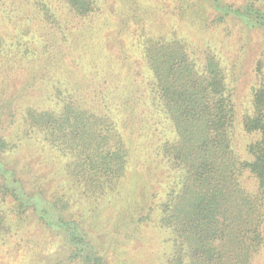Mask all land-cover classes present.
I'll return each instance as SVG.
<instances>
[{
  "label": "rangeland",
  "instance_id": "1",
  "mask_svg": "<svg viewBox=\"0 0 264 264\" xmlns=\"http://www.w3.org/2000/svg\"><path fill=\"white\" fill-rule=\"evenodd\" d=\"M225 1L241 6L253 0ZM94 5L93 13L79 16L64 1L0 0L5 39L0 125L9 126L14 114L21 119L26 105L48 107L67 90L79 89L89 106L101 108L100 115L106 111L130 139L131 157L119 189L100 199L71 195V180L63 171L66 159L57 151L39 138L23 141L19 123L0 136L7 133L8 140L21 142L7 156L22 164L29 185L36 184L52 201L53 195L71 199V217L83 222L89 241L104 250L110 264H162L172 239L157 206L177 187V174L155 152L171 139L172 126L149 104L151 71L142 56L143 42L174 36L188 42L192 57L201 59L207 51L217 55L236 109L234 141L241 147L252 138L242 121L252 113L255 90L264 85V29L238 19L219 21L203 0H94ZM114 98L120 103L107 110ZM243 184L255 188L252 180ZM39 207L47 208L48 216L56 213L45 201ZM25 217L0 245V264H58L67 239L46 228L33 211ZM252 264H264V248Z\"/></svg>",
  "mask_w": 264,
  "mask_h": 264
},
{
  "label": "trees",
  "instance_id": "2",
  "mask_svg": "<svg viewBox=\"0 0 264 264\" xmlns=\"http://www.w3.org/2000/svg\"><path fill=\"white\" fill-rule=\"evenodd\" d=\"M58 1L66 2L75 15L95 11L94 0ZM203 1L215 10L219 21L238 19L254 29H264V0L241 6L225 0ZM4 46L0 33V51ZM191 52L184 38L165 35L146 38L142 48L151 71L149 104L172 126L171 139L155 152L169 160L177 174V187L157 206L159 221L170 230L172 239L162 264H252L264 248V85L255 90L252 113L242 121L244 132L252 138L236 147V109L221 60L211 51L201 59ZM110 101L107 110L121 100ZM53 102L44 108L26 105L22 122L14 114L9 126L0 125V132L19 123L23 141L39 138L65 158L63 171L71 180V195L100 199L117 191L131 157L129 137L106 111L100 115L101 108L89 106L79 89L67 90ZM3 134L0 245L18 227L17 222L33 211L46 228L68 241L58 264H110L104 250L89 241L83 222L71 217L70 198L53 195L52 201L36 184L27 183L22 164L7 156L18 151L21 142ZM243 179L255 182V188L245 187ZM44 201L54 206L55 215L40 209Z\"/></svg>",
  "mask_w": 264,
  "mask_h": 264
}]
</instances>
